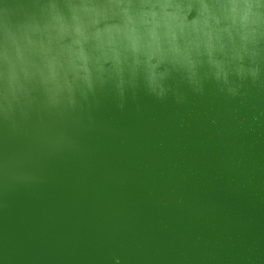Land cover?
<instances>
[{
  "label": "water",
  "instance_id": "1",
  "mask_svg": "<svg viewBox=\"0 0 264 264\" xmlns=\"http://www.w3.org/2000/svg\"><path fill=\"white\" fill-rule=\"evenodd\" d=\"M0 264H264V0H0Z\"/></svg>",
  "mask_w": 264,
  "mask_h": 264
}]
</instances>
